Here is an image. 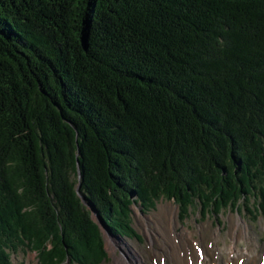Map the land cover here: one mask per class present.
<instances>
[{
	"label": "trees",
	"instance_id": "obj_1",
	"mask_svg": "<svg viewBox=\"0 0 264 264\" xmlns=\"http://www.w3.org/2000/svg\"><path fill=\"white\" fill-rule=\"evenodd\" d=\"M162 198L264 211V0H0V264H102Z\"/></svg>",
	"mask_w": 264,
	"mask_h": 264
},
{
	"label": "rangeland",
	"instance_id": "obj_2",
	"mask_svg": "<svg viewBox=\"0 0 264 264\" xmlns=\"http://www.w3.org/2000/svg\"><path fill=\"white\" fill-rule=\"evenodd\" d=\"M132 208V227L141 238L129 234L116 235L101 225L108 252L102 264H113L117 257H124L126 252L135 263L138 257L143 264H155V260L160 263L161 259L155 257V254L158 255L157 251L161 256H168L171 242L162 231L164 225L159 215L163 208H168L169 212L178 211L179 224L176 226V231L189 240L184 243L185 247L201 245L206 250L204 264H216V260L219 259L221 264H226L234 254L244 256L249 264H264V211L253 212L243 205L241 207L231 205L224 207L218 214H214L213 211L203 213L202 209L185 214L174 199L165 198L159 199L150 209L139 204L133 205ZM147 226L156 237L154 242L147 231ZM159 236L161 238H158ZM111 239L118 243V247ZM166 260L171 264L169 256ZM12 264H42V262L37 252L29 248H20L16 253H12Z\"/></svg>",
	"mask_w": 264,
	"mask_h": 264
},
{
	"label": "bare ground",
	"instance_id": "obj_3",
	"mask_svg": "<svg viewBox=\"0 0 264 264\" xmlns=\"http://www.w3.org/2000/svg\"><path fill=\"white\" fill-rule=\"evenodd\" d=\"M159 215L164 225L162 226L163 228L162 231L164 232V235L167 236V239H170L169 241L171 242L170 251L168 254L170 258V263L171 264H201V263L204 264V260H206L205 255H207L205 252L206 250H204V248L201 245L198 247H190V246L189 247L187 246L188 248L185 247L184 243L189 240L185 236H183V234L178 233L176 231V226H178L179 224L178 211L173 210L169 212L168 208H163L162 211L159 212ZM147 231L152 237V242H154L156 240V237L152 235L151 231L148 229V226H147ZM155 234L156 236L158 235L157 231ZM158 238H161V236H159ZM111 240L113 243L115 242V245L117 246L118 243L114 241V239ZM156 253H158V255L155 254V257L157 259H161L160 261L161 264H168L166 260L168 256H161L159 255L158 251ZM239 255L238 256H236V254L231 255L228 261L226 262V264H249V262H246V258L244 256H239ZM123 256L124 257H117L114 260L113 264H143L140 261V258L138 257H136L137 261L135 263L133 260L130 259L127 252ZM219 260H216L217 261L216 264H221ZM155 261H156L155 264H160L158 263V260Z\"/></svg>",
	"mask_w": 264,
	"mask_h": 264
},
{
	"label": "water",
	"instance_id": "obj_4",
	"mask_svg": "<svg viewBox=\"0 0 264 264\" xmlns=\"http://www.w3.org/2000/svg\"><path fill=\"white\" fill-rule=\"evenodd\" d=\"M80 187V186H79Z\"/></svg>",
	"mask_w": 264,
	"mask_h": 264
}]
</instances>
